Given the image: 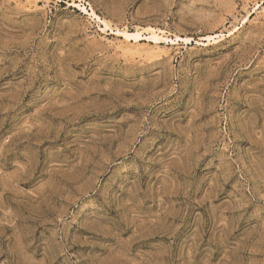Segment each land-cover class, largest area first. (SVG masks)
I'll use <instances>...</instances> for the list:
<instances>
[{"label":"rangeland","instance_id":"374dc122","mask_svg":"<svg viewBox=\"0 0 264 264\" xmlns=\"http://www.w3.org/2000/svg\"><path fill=\"white\" fill-rule=\"evenodd\" d=\"M0 264H264V0H0Z\"/></svg>","mask_w":264,"mask_h":264},{"label":"bare ground","instance_id":"6f19581e","mask_svg":"<svg viewBox=\"0 0 264 264\" xmlns=\"http://www.w3.org/2000/svg\"><path fill=\"white\" fill-rule=\"evenodd\" d=\"M78 7L81 8V6H79V5H78ZM81 10L83 12H87L85 8H82ZM92 16L97 17L96 13L93 10H92ZM97 18H98L99 21L101 20L100 17H97ZM101 22H103L104 27L110 28L109 27V24L105 20L104 21H101ZM105 30L106 29H104V31ZM117 34L119 36H121V37H124L127 41L134 40V41H136L137 44L139 43V41L143 37L142 33H140L139 31H137L135 33H129L128 31H124V32L118 31ZM149 38L151 39V41L153 40L154 42H166V41H169L168 39H164L163 37H161L158 34V32L155 31V30H152L151 31V36ZM208 40H215V38L208 37ZM171 41H172V45H178V42L179 41H184V42L189 43L191 41V39H181V38L178 37L176 40H171Z\"/></svg>","mask_w":264,"mask_h":264}]
</instances>
